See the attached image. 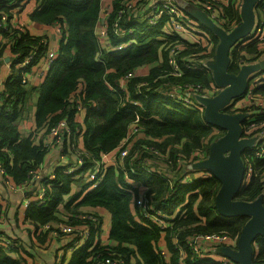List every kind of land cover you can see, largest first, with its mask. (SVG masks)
Instances as JSON below:
<instances>
[{
	"label": "trees",
	"instance_id": "trees-1",
	"mask_svg": "<svg viewBox=\"0 0 264 264\" xmlns=\"http://www.w3.org/2000/svg\"><path fill=\"white\" fill-rule=\"evenodd\" d=\"M10 1H0V14L14 7ZM104 1L41 0L39 8L30 14L37 25H54L62 29L57 56L39 88L35 114L37 125L49 130L50 126L66 119L72 131L70 133L74 135L65 133V139L69 135L74 139L83 132L86 152L75 145L71 150V146L69 148L66 143L68 153L75 154L78 160H84L83 167L70 171L73 166L70 169L59 166L52 176H43L38 185L46 187L47 202L32 204L27 216L36 224L50 225L49 232L53 227L51 224L57 223L88 224L92 227L89 239L73 251L69 264H98L106 257L121 258L124 264H129L132 256L138 259L139 264H166L161 252L162 241H165L166 249L171 254L170 264H226L217 261L216 257L207 256L208 251L214 252L207 244H198L200 251L195 252L189 240L198 234L221 231L236 237L248 218H227L216 210L215 195L220 182L215 176L199 177L192 183H183L188 173L198 171L191 168L192 160L202 150L204 140L209 137L212 140V133L218 128L204 121L203 111L197 107L198 104L187 106L166 94L170 84L174 83L210 85L213 78L209 70L185 67L193 53L204 51L205 48L186 42L178 57L182 75H173L170 73L172 68L165 41L159 38L165 19L156 26L135 22L133 11L128 9L132 0L111 1L107 41L112 48L130 39H135V42L121 50L103 47L97 33ZM14 2L17 6L23 0ZM121 10L120 22L125 27H135L132 33L121 35L115 30L114 23ZM224 10L229 18L242 20L232 0L224 6ZM202 27L208 31L205 26ZM12 30L11 33L10 30L0 29V56L9 48L15 57L14 64H19L17 72L5 83V99L0 112V162L3 177L23 187L30 183L33 173L39 171L48 152L46 144L33 143L32 138L22 136L16 125L31 92L22 84L24 72L31 71L44 55V50L39 46L31 63L24 66V60L40 38L32 35L28 25H18ZM210 35L218 43V38L212 33ZM263 44L264 41L254 40L243 47V51L233 50L231 71L239 69L238 59L249 61L264 54ZM143 66L149 68L147 75H135L125 83L126 90H123L121 78ZM142 81H148L149 86L137 88ZM161 86H164V90L160 89ZM258 90L264 94V86ZM131 99L138 100V105L134 106ZM82 110L86 112L85 124L76 116ZM138 115L140 131L135 135L129 155L122 162L118 160V164L107 165L100 184L93 187V182L85 175L86 171L95 170L103 154L118 153L127 143L130 125ZM156 150L169 153L174 174L161 172L155 166L157 163L162 168H168L167 160L164 163L152 161L160 158L154 157L153 152ZM179 159L186 161L178 162ZM143 161L151 166L149 170ZM252 163L259 174L251 177L250 183L238 194L243 200L252 201L264 193V184L260 180L264 159ZM77 174L78 179H81L78 185L82 190L65 198V195L72 194L73 181H78L75 179ZM173 183H176L175 187ZM141 184L147 187L146 195L150 204L154 208H161L168 215L167 227H161L142 213L136 201L142 192L139 189ZM82 206L94 211L82 210ZM99 208L108 210L112 215L109 232L112 242L102 243V232L95 236L98 229L102 231L103 217L96 212ZM3 211L4 206L0 202V219ZM175 212L178 215L173 218ZM59 213L66 215L69 221L62 222ZM87 213H94L97 222L80 217ZM20 246L17 239H13L12 247L3 246L0 240V264H29L24 256L27 252L21 243ZM255 262H264V235L257 238ZM61 264H65V258Z\"/></svg>",
	"mask_w": 264,
	"mask_h": 264
},
{
	"label": "built area",
	"instance_id": "built-area-1",
	"mask_svg": "<svg viewBox=\"0 0 264 264\" xmlns=\"http://www.w3.org/2000/svg\"><path fill=\"white\" fill-rule=\"evenodd\" d=\"M1 1V0H0ZM185 2H190L195 4L198 8L205 11L218 25L223 27L226 31L230 32L233 30L241 21L237 18H229L224 10V6L230 3V0H183ZM235 4V9L237 12L241 13V8L243 4V0H232ZM27 0H23V2L18 3L19 5L15 6L14 0H11L10 3L14 5L9 11H2L0 14V29L10 30L11 33L13 32V28L16 26L23 27L20 21L14 20V18L20 15L23 10L25 9V4ZM111 6H106L102 10L101 20H100V28L98 31V37L101 41V45L110 49V43L107 41L108 32H107V19L110 15ZM128 9L132 10V17L135 22H145L150 26H156L162 22V33L159 35V38L165 41V48L168 50V61L171 65V72L175 76L182 75V71L179 66L178 57H180L181 52L183 51V45L187 43L191 44H198L202 45L205 50L199 53H193L190 60L186 61L185 67L186 68H194V69H205L208 70L206 67V63L210 61L215 54L217 43H215L211 35L208 31L202 27V25L195 20L192 16L188 15L184 12L177 0H132L128 4ZM12 14V15H9ZM123 10H121L119 18L114 23L115 30L120 33L121 35H125L126 33H132L135 30V27H125L120 22L122 17ZM255 13H256V20L254 24V28L251 34L245 40L238 41L233 48V50H241L247 44L253 42L254 40L264 41V0H259L255 6ZM62 29L57 26L54 29V33L50 31H42L41 33H32L34 37H39V41L37 42L34 50L26 57L24 60V66L29 65L36 54V49L41 46L44 50V55L39 58V61L44 60L46 63V68H42L41 75H44L50 67V64L56 58L57 53L54 50L53 42L57 39L59 34H61ZM135 42V39H130L128 41L120 42L117 46L113 47L112 49L121 50L127 44ZM40 44V45H39ZM264 47V44L262 45ZM243 51V50H241ZM264 58V54L256 57L252 60H245L244 58L238 59L239 68L249 62H256ZM38 61V62H39ZM237 62V61H236ZM148 67V66H147ZM28 73L31 72H24V77L22 79V84L24 86H28L30 83ZM135 75H147V73L138 74V71L128 72L123 78L120 80V86L123 90H126L125 83L130 81ZM167 76V75H166ZM142 86H149L148 81H142L137 85V88H141ZM260 86H264V71L256 72L250 78V86L246 93L238 99L232 101L228 106V111L231 113H239V112H246L248 116L242 123V137L243 138H253L258 136L259 139L257 140L256 144L247 150L243 154V159L246 164V172L244 177L243 188H245L251 181V177L254 175H258V169L254 167L253 163L255 160H263L264 159V94L259 92ZM161 90H164V86H161ZM220 91V88L215 85L212 81L208 87H205L202 84H194V83H174L170 84L169 89L166 90V94L168 97L185 104L187 106L197 105L195 101L196 94H206L209 96H214ZM5 99L4 96H0V112L2 110L3 101ZM134 106H137L139 101L131 99L130 101ZM198 107V106H197ZM203 111L202 109H200ZM80 113V112H79ZM78 113V114H79ZM78 114L76 116H78ZM139 121L140 116L138 115L136 120L130 125V131L128 135V140L125 145L121 149H119L117 156L119 161L122 162L125 157L129 155V149L133 145L135 141V135L140 131L139 130ZM72 132L69 128L68 121L66 119L60 120L58 123L50 126L48 133L49 136L52 138L53 141L59 142L61 141L65 133ZM219 129H214L212 136L213 139L207 138L204 140L203 148L200 150L195 159L192 160L194 162L203 160L208 155V149L206 147L211 144V142L217 139L219 136ZM47 145V144H46ZM144 147H146L144 145ZM184 160H178V162H184ZM79 165L76 170L81 169L83 167L84 160L81 158L78 160ZM108 163L104 161V157L101 160L100 164L96 165L95 170H88L86 171V177L88 180L93 182V187L98 186L100 184V180L103 177L104 172L106 171V166ZM149 165V164H148ZM147 170L149 167L145 166ZM151 168V167H150ZM75 170V169H74ZM0 171L3 173V166L0 162ZM70 171H73L70 170ZM199 171H203L202 169L188 173L183 180L187 181V183H192L194 179L199 177H204L206 172H202V175L199 174ZM166 173V172H165ZM164 174V177L165 176ZM41 175L39 171L36 173L34 172L31 178L30 183L25 184L23 187H34L35 184L37 186L36 191L37 197L34 198L32 201H27V204H34L42 205L47 202L48 196L46 194L47 189L44 186H39V180H41ZM260 180L264 184V171L260 175ZM142 192L136 198L137 204L141 208L142 213L146 218L153 220L155 223L160 225L161 227L165 228L169 224L166 220L168 215L164 210L161 208H154L150 204V199L146 195L147 187L141 184ZM264 194V193H263ZM80 217H87L94 222H97V217L94 213H87L81 215ZM2 219V218H1ZM0 219V240L5 247H12L13 246V239L12 236L6 232V230L2 229L4 222ZM47 228L50 229V225H47ZM100 229L95 232V236L99 234ZM92 227H89L88 224H78V225H71V224H64V223H57L53 225L50 234L52 236H59L66 233L69 236V243L67 248L71 251L77 249L78 247L83 246L86 241L89 239L92 233ZM236 237H230L227 232H215L209 234H198L194 236L192 239L189 240V244L194 246L195 252L198 253L199 246L198 244H207L210 247L209 249L215 250L217 247L221 245H233L236 243ZM163 242V246L161 247V252L166 259V264H170V257L171 254L168 252L165 246V241ZM73 244V245H71ZM206 247V246H205ZM68 252V251H67ZM212 253L211 251L207 252V256L216 257L219 254ZM58 252L57 262L54 264H61L62 259L64 258ZM226 264L229 262L224 260ZM98 264H124L123 259L121 258H111L106 257L103 258L102 261H99Z\"/></svg>",
	"mask_w": 264,
	"mask_h": 264
},
{
	"label": "water",
	"instance_id": "water-1",
	"mask_svg": "<svg viewBox=\"0 0 264 264\" xmlns=\"http://www.w3.org/2000/svg\"><path fill=\"white\" fill-rule=\"evenodd\" d=\"M258 1L243 0L242 20L228 32L195 4L177 0L184 12L218 38L214 57L205 65L220 91L214 96L196 94L194 98L198 108L203 110L204 121L213 128L224 130V133L211 142L207 157L193 162L191 168L206 169L219 180L220 187L215 195V208L222 216L248 217L234 247L231 245L217 247L218 254L234 264H264V262H255L257 238L264 235V194L261 193L252 201L238 197L243 188L246 172L243 154L245 150L256 144L259 137H242V123L248 113L228 111L229 104L246 93L254 73L264 71V58L246 63L237 71L230 69L233 48L238 41L248 38L254 28L255 6Z\"/></svg>",
	"mask_w": 264,
	"mask_h": 264
},
{
	"label": "crops",
	"instance_id": "crops-1",
	"mask_svg": "<svg viewBox=\"0 0 264 264\" xmlns=\"http://www.w3.org/2000/svg\"><path fill=\"white\" fill-rule=\"evenodd\" d=\"M112 0H105L104 5L111 6ZM41 5V0H27L25 4V9L23 12L16 16L14 20L20 21V23L24 26L28 25L30 27V31L32 33H41L42 31H50L54 33V25H37L34 21H32L30 14L33 10L39 8ZM57 44H55V40L53 42L54 50L57 53L59 47V36L56 39ZM14 54L11 52L9 48H6L2 55L0 56V96H4L5 93V83L7 80L17 72V64L15 63ZM19 65V64H18ZM42 68H46V63L44 60L37 62V64L31 69V73H28L30 83L26 87L29 89L30 96L26 105L23 114L18 117L16 120V125L19 129V132L24 137H30L33 140V143L39 144H47L48 152L44 158V162L41 164L39 169V174L41 177L43 176H52L55 169L59 166H64L65 169H70L73 166V170L78 167L79 162L78 158L75 154L71 152H67L66 143L71 150L75 145L77 148L84 150V134L78 133L76 138H72L70 135L59 141L54 143L55 141L49 136L48 130L45 126H38L35 118L36 114V105L39 97V88L43 82L44 75H41ZM146 70H149L147 66H143L138 69L139 73H146ZM77 118L85 124L86 112L82 110L77 116ZM85 132V130H83ZM74 135L73 133H70ZM77 139V143H76ZM84 152H86L84 150ZM104 161L108 163V165L118 164L120 163L117 156V151L103 154ZM141 186V185H140ZM139 187V186H138ZM37 186L34 187H21L16 185L12 180H8L3 177L0 171V202H2L4 206V211L2 214V221L5 226L1 228L6 230L12 238L17 239L19 243L22 244L23 249L27 252L24 256L27 258L29 264H54L57 262L58 252L62 254L65 258V264H69L73 252L67 248V243L69 236L59 237L52 236L50 234V230L46 225L36 224L33 220H31L27 216V211L30 210V206L32 204H27V201H32L39 194L36 191ZM142 190V187H139ZM82 190V189H81ZM78 183L73 184L72 194L65 195V198H70L75 195V192L81 191ZM38 193V194H37ZM82 210H91L92 208H86L85 206L80 207ZM96 212L103 217V225H102V233H101V242L109 243L111 239H109V232L111 226V213L106 209H97ZM59 218L62 222H68L69 219L66 215L59 213ZM38 225V227H36ZM54 224H51V226ZM37 234L38 236H35ZM106 235V238L104 236ZM48 239L50 240V249L44 250L41 247L44 245V242ZM98 238H96L97 240ZM112 242V240H111ZM160 246H163V242H161ZM19 248L21 246L19 245ZM68 251V252H67ZM218 254L217 249L214 252ZM15 256V253H13ZM222 262H225L224 259H220ZM127 264V263H126ZM129 264H139L138 259L135 256L130 258ZM230 264V262L228 263Z\"/></svg>",
	"mask_w": 264,
	"mask_h": 264
},
{
	"label": "rangeland",
	"instance_id": "rangeland-1",
	"mask_svg": "<svg viewBox=\"0 0 264 264\" xmlns=\"http://www.w3.org/2000/svg\"><path fill=\"white\" fill-rule=\"evenodd\" d=\"M182 4H184V3H182ZM107 5H104V7H106ZM55 44H57V41L55 40V42H54ZM146 72H148V70H146ZM218 136H221L220 134L218 135ZM54 143H56V141L54 142ZM153 155H154V157H160L159 159H157V160H152V161H154V162H159V163H164L166 160H167V162H166V166L168 167V168H162L160 165H158L157 163L155 164V166L158 168V169H160L161 170V172H169V173H172V174H174V172H175V170H173V169H171L172 168V163H173V161L172 160H170V157H169V153L167 154V153H162V152H160V151H155V152H153ZM144 162V165L145 166H147V167H151L150 165H148V163H146L145 161H143ZM179 166V165H178ZM178 166L176 167L177 169H178ZM203 171H199V174L200 175H202V172H205L206 170L205 169H202ZM79 178V175L77 174L76 176H75V179H78ZM80 180L81 179H78V181H73V184H75V183H80ZM183 183H187L186 181H184ZM172 186H176V183H173L172 184ZM190 197L188 198V201H190ZM179 210V209H178ZM178 215V212H175L174 214H173V218H175L176 216ZM103 225V224H102ZM101 231H99V233H100ZM35 236H38L37 234H35ZM61 237H65L66 236V233H63V234H61L60 235ZM104 238H106V235L104 236ZM50 240H52V239H48V238H46V240H45V242H44V245L41 247V249H44V250H49L50 249V247H51V245H50ZM19 245H20V243H19ZM74 250H76V249H74ZM74 250H71L72 252L74 251ZM60 257H61V254L59 255ZM216 260L217 261H220V259H224V256H222V255H217L216 256ZM230 264H234L233 262H230Z\"/></svg>",
	"mask_w": 264,
	"mask_h": 264
},
{
	"label": "flooded vegetation",
	"instance_id": "flooded-vegetation-1",
	"mask_svg": "<svg viewBox=\"0 0 264 264\" xmlns=\"http://www.w3.org/2000/svg\"><path fill=\"white\" fill-rule=\"evenodd\" d=\"M223 133H224V130L219 129V134L222 135ZM245 152H246V151H245ZM245 152H244V153H245ZM205 170H206V169H205ZM205 172H206V175H207V176H204V177H210V176H212V173H211L210 171L206 170ZM204 177H203V178H204ZM262 194H263V193H262ZM247 218H248V217H247ZM238 235H239V234H238ZM231 246H233V245H231ZM233 247H234V246H233Z\"/></svg>",
	"mask_w": 264,
	"mask_h": 264
}]
</instances>
